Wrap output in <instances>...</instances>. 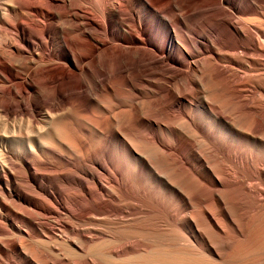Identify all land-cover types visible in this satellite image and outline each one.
Masks as SVG:
<instances>
[{"label":"bare ground","instance_id":"1","mask_svg":"<svg viewBox=\"0 0 264 264\" xmlns=\"http://www.w3.org/2000/svg\"><path fill=\"white\" fill-rule=\"evenodd\" d=\"M240 1L0 0V264H264V0Z\"/></svg>","mask_w":264,"mask_h":264},{"label":"rangeland","instance_id":"2","mask_svg":"<svg viewBox=\"0 0 264 264\" xmlns=\"http://www.w3.org/2000/svg\"><path fill=\"white\" fill-rule=\"evenodd\" d=\"M212 2H215L214 3V7H215V9L218 11V13H219V16H224V17H226L227 16V14H228V18H222V19H225V20H236L237 19V13H235L236 11H235V9H236V7H237V5H239L240 3H242L240 0H232V2H231V4H229V5H222V4H220L219 3V0H211ZM216 4L218 5V7L219 8H217L216 7ZM220 4V5H219ZM222 5V6H221ZM220 6H221V8H220ZM211 7H213V6H211ZM213 7V8H214ZM222 7H224L223 9H225V7H226V10H224L223 12H222ZM207 8H209V7H204V9H207ZM233 8V9H232ZM124 9H126V10H129L127 7H125L124 6ZM86 11H89L88 9H86ZM127 17V15L126 14H124V15H122V17ZM124 17V18H125ZM230 17V18H229ZM233 17V18H232ZM236 18V19H235ZM111 28H113L114 29V27H111ZM203 34V33H202ZM199 35V41L201 42V43H203V44H205V45H209V42H208V40L207 39H205V36H203V35ZM144 37H146V36H144ZM45 40H47V37H44V38H42L41 40H39L38 41V43H40V41H45ZM114 43H117V41H114ZM145 47H147V48H149V49H154V47L151 45V46H149V45H144ZM157 52V54L159 55V58H161V60L162 61H164V63H166L167 65H170V66H176L175 64H173L171 61L169 62V59L167 58V56H166V54H163V53H161V52H159V51H156ZM172 60V59H171ZM171 63V64H170ZM55 67H59V68H62V69H65V68H67V65L64 63V62H60V63H54L52 66H51V68H55ZM176 67H180V66H176ZM55 204V205H54ZM52 205H54L55 207L57 206V208H58V210L59 211H61L60 213L62 214V216L64 215V213H65V210L63 209V206L61 205V204H57L56 202L54 203V202H52ZM60 206V207H59ZM62 219V218H61ZM37 245V244H36ZM38 247L40 246V245H37ZM37 247V248H38ZM36 248V249H37Z\"/></svg>","mask_w":264,"mask_h":264}]
</instances>
